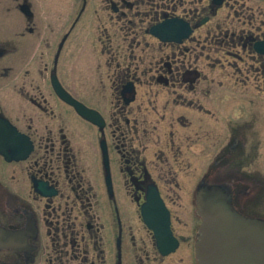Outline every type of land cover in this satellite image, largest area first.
<instances>
[{"label": "flooded vegetation", "instance_id": "flooded-vegetation-1", "mask_svg": "<svg viewBox=\"0 0 264 264\" xmlns=\"http://www.w3.org/2000/svg\"><path fill=\"white\" fill-rule=\"evenodd\" d=\"M34 5L0 4V264H199L213 185L264 218V0H106L119 32L80 34Z\"/></svg>", "mask_w": 264, "mask_h": 264}, {"label": "water", "instance_id": "water-1", "mask_svg": "<svg viewBox=\"0 0 264 264\" xmlns=\"http://www.w3.org/2000/svg\"><path fill=\"white\" fill-rule=\"evenodd\" d=\"M82 112L91 116L88 108ZM198 204L205 219L197 244L199 264H264V219L235 210L219 185L199 194Z\"/></svg>", "mask_w": 264, "mask_h": 264}, {"label": "rangeland", "instance_id": "rangeland-1", "mask_svg": "<svg viewBox=\"0 0 264 264\" xmlns=\"http://www.w3.org/2000/svg\"><path fill=\"white\" fill-rule=\"evenodd\" d=\"M4 0H0V4ZM35 5L34 8L37 13L38 18H47L51 21L52 26L59 30L62 29L66 32V29L70 27L73 20L78 17L80 23L75 28V34L88 33L91 28H94L95 33L110 32L116 33L118 31V26L115 20H112L113 13L105 5L106 0H33ZM83 13V14H82ZM1 16V15H0ZM17 17H21L16 13ZM112 17V18H111ZM94 20L93 24L90 22ZM76 23V22H75ZM86 28V30H84ZM87 61V60H86ZM84 74L89 78L91 75L88 71L87 65L83 69ZM240 107L236 103L222 102L220 105L219 115L220 119H226L228 121V114L233 110ZM252 119L248 126L247 123H242L240 125L245 126L244 129L254 130L255 133L261 135L264 138V103H256L251 106ZM227 114V115H226ZM241 115V114H240ZM248 130V131H249ZM215 152L214 148L208 150L207 154L209 156L213 155ZM260 162L264 165V141L260 147Z\"/></svg>", "mask_w": 264, "mask_h": 264}]
</instances>
